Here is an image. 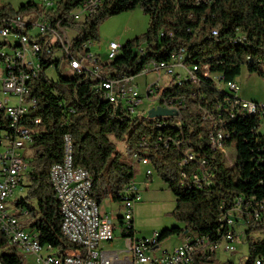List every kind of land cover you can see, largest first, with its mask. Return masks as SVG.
Masks as SVG:
<instances>
[{
    "label": "trees",
    "instance_id": "16d2710c",
    "mask_svg": "<svg viewBox=\"0 0 264 264\" xmlns=\"http://www.w3.org/2000/svg\"><path fill=\"white\" fill-rule=\"evenodd\" d=\"M81 1L59 0L52 18H62ZM137 6L149 16L148 30L127 40L115 59L102 63L104 75L137 76L151 62L169 61L185 48V65L193 69L197 82L184 80L159 88L161 101L178 104L179 116L149 118L133 115L121 102H111L105 90L86 72L69 76L59 72V77L52 80L47 75L49 66L44 63L30 83L38 104L29 115L41 117L44 130L28 148L31 155L26 156L28 167L22 175V187L27 194L14 205L21 213L27 211L22 224L37 234L42 245H51L61 254L79 248L63 235L60 201L50 177L52 166L64 160V138L68 134L72 139L73 166L90 173L91 195L99 206L106 199L123 205L133 198L126 190L135 181L136 170L122 160L113 136L126 141L130 155L147 156L153 174L156 172L176 197L173 215L184 226L156 232L159 243L173 235L183 238L191 232L219 242L231 229L225 215L241 199L248 209L234 217L236 229L238 224L243 226L242 240L248 245L244 264H257V260L264 264V210L258 218L254 216L255 202L264 201V136L258 133L262 120L241 113L230 119L225 114L228 108L223 106L225 129L230 137L217 142L214 148L210 140L212 123L203 118L205 109L215 111L225 97H233L226 88L219 90L213 79L205 76L206 66L211 74H223L225 82L237 81L243 67L264 77V0H217L202 5L193 0H105L84 20L63 18V24L75 33L74 54L84 52L85 42L100 41L98 29L107 17ZM1 8V15L17 12L8 3ZM25 11L23 8L22 13ZM237 28L246 42H234L238 39ZM213 29L219 31L218 36H210ZM142 40L146 47H141ZM3 45L0 38V49ZM9 132V121L0 110V137ZM228 149H234L231 161ZM187 151H193L196 160L182 164ZM200 159L206 161V169L211 173L210 184H188L181 173L186 171L191 176L199 172ZM118 220L122 234L133 236L134 220L129 226L124 214L118 215ZM194 261V264H236L221 262L216 251L196 253ZM0 264H25L22 253L9 244L1 230Z\"/></svg>",
    "mask_w": 264,
    "mask_h": 264
},
{
    "label": "built area",
    "instance_id": "2783aa9c",
    "mask_svg": "<svg viewBox=\"0 0 264 264\" xmlns=\"http://www.w3.org/2000/svg\"><path fill=\"white\" fill-rule=\"evenodd\" d=\"M193 1L202 5V2L212 4L217 0ZM104 2L105 0H82L76 8L57 20L52 16L58 10L59 0H26L16 13L0 14V38L4 42L0 49V110L3 111L10 126V134L6 133L0 137V230L7 237L9 244L19 252L33 254L37 262L44 264H115L117 261H122V264H194V253L211 252L205 251L207 243H214L213 251H217L220 246L228 252L235 251L239 234L236 235L234 215L242 214L245 209H248L243 207L241 199H238L230 209V213L225 215L224 220L231 229L219 242H211L208 237L191 232L184 235L181 243L174 249L158 252L160 243L157 233L152 237H137L134 233L133 236H126L129 240L127 247L129 255L123 260H120L116 253L102 251L100 244L112 241L115 237V223L109 216L101 213L100 206L91 195L92 190H84V183H93V180L87 170L73 166L72 139L69 134L64 138V160L52 166L50 177L60 201L63 235L79 248L72 254H61L51 245H42L37 234L22 224L27 211L21 213L15 206L9 207V199L17 189H23L22 175L28 167L25 151L33 142V138L44 130L42 118L29 115L31 108L38 104V98L31 92L30 83L41 72L44 63L48 64L49 69L61 66L60 72L74 75L86 72L97 81L99 88L105 90L111 102H121L133 115H149V110L157 105L179 113L178 104L160 99L158 90L162 87L159 84L161 72L171 77V80L164 85L165 87L180 84L184 80L197 82L193 78V69L185 65V48H181L169 61L151 62L146 66L143 72H156L158 79L146 82L144 93L140 92L136 81L137 76L104 75L102 63L115 59L121 53L123 44L120 42L108 43L106 61L102 60L99 53L93 52V43L89 41L83 45L84 52L78 51L74 54L73 35L75 33L63 24V18L84 20L95 13ZM2 4L0 2V11L3 9ZM23 8L39 9V17H22ZM41 12H50V19H41ZM237 29L238 39L234 42H246V38L240 33V28ZM52 30H60L61 38H52ZM218 35L217 29L211 30L210 36ZM205 76L212 78L219 90L226 88L233 96L225 97L215 111L207 109L203 111V118L212 123L210 131L212 147L215 148L217 142H224L226 137H230L225 129L227 123L225 114L230 119L241 113L259 116L262 122L264 121V102L242 98L237 81L225 82L224 75L211 74L209 66H206ZM153 99L158 104L146 108L145 101L151 102ZM223 106L228 108V113L224 114ZM170 116L177 117L179 114ZM133 158L146 166V177L153 174L147 156L134 153ZM195 160V153L187 151L181 163L187 164ZM198 162L199 172L189 176L186 171H183L182 177L191 185L210 184L211 173L206 169V161L200 159ZM69 183H76V190H69ZM126 192L133 195V198L123 203L124 220L129 226L134 220V206L141 200V194L135 181L129 184ZM255 203L254 216L258 218L260 211L264 210V201ZM8 210H16V217H8ZM44 249L49 252L47 256L42 254ZM256 263L261 264L260 260Z\"/></svg>",
    "mask_w": 264,
    "mask_h": 264
},
{
    "label": "rangeland",
    "instance_id": "374dc122",
    "mask_svg": "<svg viewBox=\"0 0 264 264\" xmlns=\"http://www.w3.org/2000/svg\"><path fill=\"white\" fill-rule=\"evenodd\" d=\"M26 0H0L1 3H9L13 11H19L21 5ZM30 11L26 9L22 14L25 17H29ZM149 27V16L146 15L140 6H137L133 10L125 11L120 14L111 15L107 17L99 26L98 33L100 41L92 42L93 52L99 53L102 60L106 61L107 45L111 41H117L121 44L126 43L127 40L134 39L136 37L145 34ZM147 43L142 40L141 47H146ZM62 65V64H61ZM61 69V66H60ZM59 69L53 68L47 71V75L50 79L56 80L59 77ZM161 78L159 84L163 87L167 82L171 80V77L165 72H161ZM158 79L156 72L140 73L136 77V81L139 84L140 92L144 93L145 83L152 82ZM241 90L240 95L244 99H255L259 102H264V77L260 76L256 72H250L246 67L242 68L240 76L236 79ZM157 97H155L156 99ZM145 101V107L149 108L156 106L158 102ZM258 133L264 136V121L262 122ZM112 141L116 144L117 149L122 155V160L133 165L136 170L135 182L137 183L141 200L134 206V227L137 237H152L156 232H161L163 229L173 226L183 227L184 224L176 219L173 215V211L176 207V197L174 193L169 189L167 184L154 172L151 179L146 177V166L135 161L132 155L127 151V143L124 140H117L113 136ZM234 149H228V160H232V154ZM31 155L30 150L26 149L25 156ZM147 178V179H146ZM27 189H17L14 195L9 199V207H14L15 201L21 197L26 196ZM10 213H16V210H9ZM100 211L107 212L115 221V234L121 237L122 226L118 220V215L124 214L123 205L114 202L112 199H106L100 205ZM24 220V219H23ZM25 221L26 218H25ZM126 222V221H125ZM243 226L237 225V232L239 237L236 242V250L228 252L224 250L223 246H220L216 251V257L221 262L233 261L236 264H244L248 256V245L242 240ZM182 241L181 236H170L161 241L160 247L157 251L172 250ZM121 245V243H120ZM75 250H69L68 254L74 253ZM43 256H47L49 252L42 250ZM25 258V264H44L39 263L36 260L35 255L29 253L22 254Z\"/></svg>",
    "mask_w": 264,
    "mask_h": 264
},
{
    "label": "crops",
    "instance_id": "0c3cea01",
    "mask_svg": "<svg viewBox=\"0 0 264 264\" xmlns=\"http://www.w3.org/2000/svg\"><path fill=\"white\" fill-rule=\"evenodd\" d=\"M250 100H255V99H250ZM148 179H151V178H148ZM101 213L103 215H107L111 218V216L107 212L103 211ZM114 223H115V221H114ZM121 234H122V232H121ZM128 242H129L128 238L126 236H124L123 234L121 235V237H118L115 234V237L112 241L102 242L99 247L102 251H105L108 253L109 252L116 253L119 256V259L123 260L125 257H127L129 255L127 252ZM120 243H121V245H120ZM115 264H122V261H117Z\"/></svg>",
    "mask_w": 264,
    "mask_h": 264
},
{
    "label": "bare ground",
    "instance_id": "6f19581e",
    "mask_svg": "<svg viewBox=\"0 0 264 264\" xmlns=\"http://www.w3.org/2000/svg\"><path fill=\"white\" fill-rule=\"evenodd\" d=\"M31 13L29 17H39V9H33V8H26ZM49 12H41V19H50ZM22 17H25V15L22 14ZM52 38H61V31L60 30H52ZM74 39V35H73ZM74 42V41H73ZM196 69V67H195ZM61 74L65 75H73L67 72H60ZM194 78V77H193ZM228 90V89H227ZM149 117V115H148ZM151 118V117H149ZM93 183H84V190H92ZM69 190H76V183H69ZM8 217H16V213H10L8 210ZM214 250V243H207L205 244V251H213ZM196 253H194L195 255Z\"/></svg>",
    "mask_w": 264,
    "mask_h": 264
},
{
    "label": "water",
    "instance_id": "95a60500",
    "mask_svg": "<svg viewBox=\"0 0 264 264\" xmlns=\"http://www.w3.org/2000/svg\"><path fill=\"white\" fill-rule=\"evenodd\" d=\"M149 117L151 118H157V117H163V116H170L173 114H178L177 111L173 109H169L166 107H163L161 105H157L156 107H153L148 112Z\"/></svg>",
    "mask_w": 264,
    "mask_h": 264
}]
</instances>
